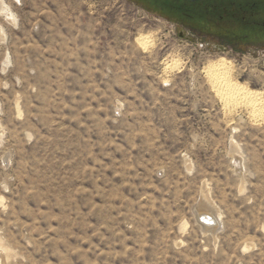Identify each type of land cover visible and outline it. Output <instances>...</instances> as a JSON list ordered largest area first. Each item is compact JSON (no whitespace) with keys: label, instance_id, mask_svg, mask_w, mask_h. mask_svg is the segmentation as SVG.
I'll return each instance as SVG.
<instances>
[{"label":"rangeland","instance_id":"obj_1","mask_svg":"<svg viewBox=\"0 0 264 264\" xmlns=\"http://www.w3.org/2000/svg\"><path fill=\"white\" fill-rule=\"evenodd\" d=\"M218 44L134 0H0V264H264V110L207 70L264 96V49Z\"/></svg>","mask_w":264,"mask_h":264},{"label":"trees","instance_id":"obj_2","mask_svg":"<svg viewBox=\"0 0 264 264\" xmlns=\"http://www.w3.org/2000/svg\"><path fill=\"white\" fill-rule=\"evenodd\" d=\"M200 35L235 48L264 42V0H134Z\"/></svg>","mask_w":264,"mask_h":264},{"label":"bare ground","instance_id":"obj_3","mask_svg":"<svg viewBox=\"0 0 264 264\" xmlns=\"http://www.w3.org/2000/svg\"><path fill=\"white\" fill-rule=\"evenodd\" d=\"M139 40L140 43H143V45L145 46H147V43L149 42L144 37L138 38V41ZM214 61L215 62H212L209 67H207L208 73L210 74L214 82H222V84L225 85L226 89L228 90L227 91L224 89L226 91L225 95H227L226 98L229 100L230 103H233L235 105L243 102L251 106L252 111H257L259 110V108H262L264 110V96L261 92L249 89L247 88V86L245 87L244 85L238 84L237 82L235 84V81L232 82L231 78L228 77L227 73L228 65L230 64L227 63L226 58H220L219 60ZM196 214L203 220L202 224L204 228L206 226L207 228H212L213 231L216 229L215 223L219 222L220 219L213 208L209 207L207 204L204 206L198 205L196 208Z\"/></svg>","mask_w":264,"mask_h":264},{"label":"flooded vegetation","instance_id":"obj_4","mask_svg":"<svg viewBox=\"0 0 264 264\" xmlns=\"http://www.w3.org/2000/svg\"><path fill=\"white\" fill-rule=\"evenodd\" d=\"M214 39V38H213ZM215 40H217V39H215ZM218 45H216L217 47H218V49H220V50H225V49H227V45H225V44H223V43H221V42H219L218 41ZM222 46L224 47V49H222ZM252 46H255V47H258V48H262V49H264V42H259V43H257L256 45H252Z\"/></svg>","mask_w":264,"mask_h":264},{"label":"water","instance_id":"obj_5","mask_svg":"<svg viewBox=\"0 0 264 264\" xmlns=\"http://www.w3.org/2000/svg\"><path fill=\"white\" fill-rule=\"evenodd\" d=\"M191 1H197V0H191ZM182 34V33H181ZM222 49H224V47L222 46Z\"/></svg>","mask_w":264,"mask_h":264}]
</instances>
